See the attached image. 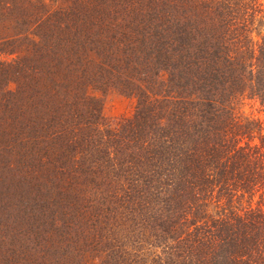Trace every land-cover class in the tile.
<instances>
[{"label": "trees", "instance_id": "1", "mask_svg": "<svg viewBox=\"0 0 264 264\" xmlns=\"http://www.w3.org/2000/svg\"><path fill=\"white\" fill-rule=\"evenodd\" d=\"M67 1L0 0V46L39 40L0 61V264H264L261 0Z\"/></svg>", "mask_w": 264, "mask_h": 264}, {"label": "rangeland", "instance_id": "2", "mask_svg": "<svg viewBox=\"0 0 264 264\" xmlns=\"http://www.w3.org/2000/svg\"><path fill=\"white\" fill-rule=\"evenodd\" d=\"M44 2L46 4V9L50 12L65 9L69 6L67 0H44ZM261 3V16H264V0H261ZM259 30L260 29H258V31ZM33 33L37 32L28 31L25 37L14 41L13 46H0V61L12 62L24 57L27 58L29 67L38 66L36 61H38L39 56L27 51V47L39 41L37 36ZM252 35L254 39H257L258 36L256 33ZM14 47H17V50H14ZM16 87L13 81H10L6 86V88L11 91H15ZM87 94L90 98L99 103L100 122L108 128H116L123 119L132 118L138 104V100L134 95H131L127 90H123V88H119L117 85L113 87H90L88 88ZM236 112L242 118L258 120L264 124V110L255 101L246 100L238 102L236 105ZM259 141L258 138H255L256 143H259ZM259 200L258 196L255 197L253 205Z\"/></svg>", "mask_w": 264, "mask_h": 264}]
</instances>
